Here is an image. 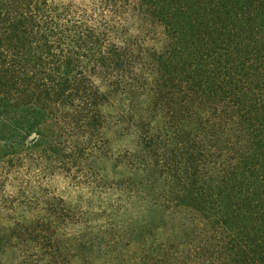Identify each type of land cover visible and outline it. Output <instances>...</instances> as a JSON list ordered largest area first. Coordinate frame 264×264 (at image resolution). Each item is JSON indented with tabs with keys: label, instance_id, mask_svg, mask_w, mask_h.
I'll return each instance as SVG.
<instances>
[{
	"label": "trees",
	"instance_id": "obj_1",
	"mask_svg": "<svg viewBox=\"0 0 264 264\" xmlns=\"http://www.w3.org/2000/svg\"><path fill=\"white\" fill-rule=\"evenodd\" d=\"M97 259L264 264V0H0V264Z\"/></svg>",
	"mask_w": 264,
	"mask_h": 264
},
{
	"label": "rangeland",
	"instance_id": "obj_2",
	"mask_svg": "<svg viewBox=\"0 0 264 264\" xmlns=\"http://www.w3.org/2000/svg\"><path fill=\"white\" fill-rule=\"evenodd\" d=\"M158 38H159V36H157V37L155 36L154 38H150L148 40V44L151 45V46L159 44L160 42H159ZM122 145H123L122 144V141H120L119 139H117L116 140V146L117 147H120ZM59 186H60V188L62 190H64L65 183H60ZM96 223L97 224H105V222H104L103 219L98 220ZM78 264H105V263L103 262V260H98L96 262L95 261H90L89 262L88 260H80Z\"/></svg>",
	"mask_w": 264,
	"mask_h": 264
}]
</instances>
